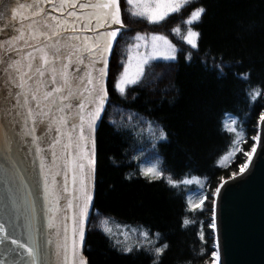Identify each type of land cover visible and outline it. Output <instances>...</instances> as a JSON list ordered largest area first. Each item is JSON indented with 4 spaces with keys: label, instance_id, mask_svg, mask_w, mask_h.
Here are the masks:
<instances>
[{
    "label": "snow or ice",
    "instance_id": "snow-or-ice-1",
    "mask_svg": "<svg viewBox=\"0 0 264 264\" xmlns=\"http://www.w3.org/2000/svg\"><path fill=\"white\" fill-rule=\"evenodd\" d=\"M210 8L206 0H0V20L8 16L7 23H0V264H93L85 245L96 196L98 131L108 110L116 107L111 94L118 93L128 102L129 89L140 84L152 61L175 62L180 53L163 34L149 38L137 33L128 49L127 65L110 88V57L126 28L124 13L159 24L187 9L184 30L177 26L173 31L191 49L199 50L200 26ZM256 27L254 20H238L237 38L244 39ZM185 59L190 62L191 54ZM225 67L223 62L215 64L218 77L226 75ZM227 67L234 68L232 76L246 98L243 115L250 118L264 101V70L257 73L256 62L251 58L246 62L243 56ZM137 99L131 95V101ZM144 107L148 111L147 102ZM126 119L141 127L145 123L138 113ZM146 123L156 140L151 156L157 162L137 165L139 171H129L124 179L133 182L143 177L149 184L163 180L177 189L181 181L173 179V170L159 162V146L169 141L170 134L157 121ZM229 123V150L223 160L231 161L243 152V174L253 165L258 147L264 154V142L258 132L250 151H243L245 122L240 119L237 127L234 117ZM109 124L116 134H126L124 125L111 120ZM258 126L264 131V110ZM110 159L115 167L121 166L115 157ZM221 180L213 193L216 198L227 183ZM182 183L189 185L192 180ZM188 199L194 212L203 210L208 197L196 195L195 204L191 196ZM102 223L106 225L107 220ZM188 225L184 218L180 227ZM211 227L215 229L216 224ZM101 230L110 241V250L122 256L147 255L149 264H163L170 248L159 230L140 233L147 246L128 244L127 237L113 239L108 227ZM200 239H204L202 231ZM216 247L213 264H220Z\"/></svg>",
    "mask_w": 264,
    "mask_h": 264
},
{
    "label": "trees",
    "instance_id": "trees-1",
    "mask_svg": "<svg viewBox=\"0 0 264 264\" xmlns=\"http://www.w3.org/2000/svg\"><path fill=\"white\" fill-rule=\"evenodd\" d=\"M206 2L211 8L200 26L203 38L199 50L191 49L173 31L177 26L184 30L182 21L189 14L187 9L168 16L159 24L124 13L126 28L118 37V44H114V55L110 57V88L123 72L129 46L135 43L137 33L163 34L180 53L175 62L152 61L140 84L129 89L128 102H123L118 93L111 94L116 107L108 110L98 131L96 196L85 245V254L93 264H149L147 255L122 256L110 250V241L101 230L104 227L111 229L113 239L127 237L128 244L145 243V246L142 231L149 228L161 231L170 244L163 264H185L189 260L191 264L213 263V193L223 182L221 177L226 181L233 173L238 175L240 165L246 160L243 152H237L231 161L223 160L229 150L231 133L227 129L232 127L229 121L235 117L239 127V120H244L247 142L240 147L250 151L255 143L252 137L258 133L259 113L264 110V101H261L250 118L243 115L246 98L232 76L234 68L227 65L243 56L246 62L249 58L256 62L257 73L264 70L261 63L264 61V0ZM238 20H254L257 27L244 39H238ZM189 53L190 62L185 59ZM221 62L226 65L224 77H218L215 68V64ZM132 94L138 99L131 101ZM146 102L148 111L144 107ZM130 113H138L144 125L128 121ZM109 120L124 125L126 134H116ZM147 120L157 121L170 134L169 141L159 146V162L173 170V179L181 181L177 189L170 188L163 180L149 184L143 177L133 182L124 179L129 171H139L137 165L148 167L157 162L151 156V145L156 140ZM110 157H115L121 166L115 167ZM184 179L192 183L183 185ZM196 195L208 199L202 211L193 212L188 198L191 196V203H198ZM184 218L189 220V225L182 229ZM105 220L106 225L102 223Z\"/></svg>",
    "mask_w": 264,
    "mask_h": 264
},
{
    "label": "water",
    "instance_id": "water-1",
    "mask_svg": "<svg viewBox=\"0 0 264 264\" xmlns=\"http://www.w3.org/2000/svg\"><path fill=\"white\" fill-rule=\"evenodd\" d=\"M260 133L264 142L261 128ZM214 211L220 264H264V154L259 147L253 165L224 185Z\"/></svg>",
    "mask_w": 264,
    "mask_h": 264
},
{
    "label": "rangeland",
    "instance_id": "rangeland-1",
    "mask_svg": "<svg viewBox=\"0 0 264 264\" xmlns=\"http://www.w3.org/2000/svg\"><path fill=\"white\" fill-rule=\"evenodd\" d=\"M172 15V14H171ZM170 16V15H169ZM141 35H145V36H147V37H149L150 38V36L152 35V34H145V33H140ZM135 49H133L132 50V54L134 55L135 54ZM141 51H143V49H141ZM127 65V64H126ZM125 65V66H126ZM135 65V61H133V66Z\"/></svg>",
    "mask_w": 264,
    "mask_h": 264
},
{
    "label": "flooded vegetation",
    "instance_id": "flooded-vegetation-1",
    "mask_svg": "<svg viewBox=\"0 0 264 264\" xmlns=\"http://www.w3.org/2000/svg\"><path fill=\"white\" fill-rule=\"evenodd\" d=\"M23 2H28V0H23Z\"/></svg>",
    "mask_w": 264,
    "mask_h": 264
}]
</instances>
